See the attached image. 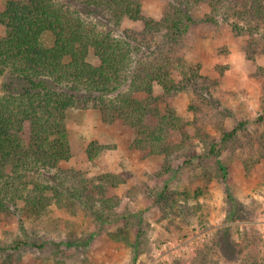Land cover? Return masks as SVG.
Returning a JSON list of instances; mask_svg holds the SVG:
<instances>
[{"label": "trees", "instance_id": "1", "mask_svg": "<svg viewBox=\"0 0 264 264\" xmlns=\"http://www.w3.org/2000/svg\"><path fill=\"white\" fill-rule=\"evenodd\" d=\"M205 4L211 9L208 22L214 23L224 13V20H235L231 26L237 36L250 35L251 45L264 49V0H170L160 20L143 13L141 0L7 2L0 11V26L5 29L0 39V81L9 74L13 82L4 83L0 92V216L23 213L33 224L45 225L56 206L71 214L80 210L96 224L116 222L121 202L114 193L125 183L121 175L104 173L88 179L75 168H61L73 159L67 113L89 104L99 110L104 124L119 122L133 131L132 146L142 160L164 157L169 161L182 149L190 161L220 157L226 151L249 154L246 165L264 161V128L254 135L247 133L244 124L232 131L221 127L216 139L199 125L197 113L202 107L195 100L189 106L192 119L179 115L169 103L178 93L200 98L210 91L209 81L180 52L193 24L191 13ZM87 12L116 29L124 20L139 28L115 37L89 21ZM92 55L97 63L91 62ZM156 86L162 95L155 96ZM258 123H264V115ZM176 136L179 145L173 144ZM192 141L204 149L198 153L200 146ZM108 150L93 141L85 154L94 162ZM205 188L170 196L165 190L154 204L164 218L197 214ZM241 218L244 215L232 212L229 220ZM142 235L138 231L133 240L125 226L111 237L138 252ZM27 245L52 249L54 256L62 253L57 243L25 241L8 250L10 264L21 259L19 253ZM66 247L79 245L70 241ZM226 253L228 261L239 258L236 248Z\"/></svg>", "mask_w": 264, "mask_h": 264}, {"label": "rangeland", "instance_id": "2", "mask_svg": "<svg viewBox=\"0 0 264 264\" xmlns=\"http://www.w3.org/2000/svg\"><path fill=\"white\" fill-rule=\"evenodd\" d=\"M9 1L28 0H0V11ZM168 1L141 0L143 13L160 20ZM87 14L89 21L115 37L122 36L127 29L139 28L138 24L124 20L122 27L116 29L101 17ZM191 16L193 24L180 52L186 63L209 81L210 91L203 92L200 98L178 93L169 103L179 115L192 119L189 106L195 100L202 107L197 113L199 125L216 139L221 127L232 131L240 124L245 125L247 133L258 135L264 128V123H258V118L264 115V49L252 46L250 35L237 36L231 26L235 20H224V13L214 23L208 22L211 9L207 4L195 8ZM4 34L5 29L0 26V39ZM90 60L97 63L93 55ZM11 82L7 74L0 81V92L4 91V83ZM160 95L162 91L156 86L155 96ZM66 126L73 159L61 164V168H75L88 179L104 173L121 175L125 183L114 193L121 202L116 211L118 218L114 223L100 225L80 210L71 214L56 206L52 207L54 216L45 225L33 224L23 213L20 216L2 214L0 264H10L8 255L12 252L8 250L25 241L57 243L62 253L54 256L52 249L43 251L27 245L19 253L21 259L12 264H55L56 261L64 264H84L83 261L89 264H264V161L246 165L249 154L244 155L242 151H226L220 157L190 161L182 149L169 161L164 157L142 160L132 146L133 131L119 122L104 124L99 110L91 104L70 110ZM194 134L192 130L191 135ZM246 139L243 137V143ZM93 141L108 146L109 150L90 162L85 148ZM180 143L176 136L173 144ZM195 143L199 144L192 141ZM199 146L198 153L204 149L203 145ZM206 186L200 201L202 208L197 214L164 218L160 207L154 204V198L165 190L170 196L173 192H193ZM232 212L244 218L231 222ZM125 226L133 240L138 231L143 232L138 252L112 239L111 234ZM70 241L79 247L68 249L66 244ZM231 248L239 253L236 261H228L224 254Z\"/></svg>", "mask_w": 264, "mask_h": 264}]
</instances>
